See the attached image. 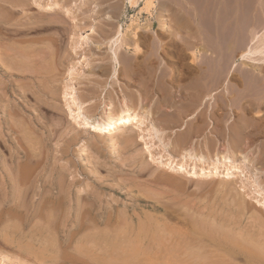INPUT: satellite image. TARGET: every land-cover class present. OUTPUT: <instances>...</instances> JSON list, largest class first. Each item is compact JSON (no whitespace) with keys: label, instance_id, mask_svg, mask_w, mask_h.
Segmentation results:
<instances>
[{"label":"rangeland","instance_id":"obj_1","mask_svg":"<svg viewBox=\"0 0 264 264\" xmlns=\"http://www.w3.org/2000/svg\"><path fill=\"white\" fill-rule=\"evenodd\" d=\"M85 1V5L89 9L84 6L86 8V13L80 14V12H77V18L81 23H83L85 19L88 20V22L85 20L87 24H82V28L76 27L78 30L76 29L71 35L69 34L67 25L64 26L61 25V23H57L58 25L56 24L54 29L58 32L57 36L59 37V42L57 41L59 47L58 52L61 51V54L58 53L60 61L58 62L56 60L53 65L55 69L54 77L57 79L55 83L57 98L55 100H50L47 96L48 94H44V90L47 92V84L44 83L45 81L42 80V78L39 77V79L36 80L38 82L34 84L36 92L33 91V93H31L30 91H26L29 88V82L33 84L31 79L29 80V78L25 76L16 77L15 81L11 84L8 80L9 78L6 76L4 77L0 72V264H84L89 257L90 262L89 260L86 262L88 264H109L105 258L103 259L102 257V259H100L101 256L98 253L99 251L97 252L96 250L95 252V243L98 248H102L103 245L101 244L105 243L103 241L104 239L93 242L90 237L93 234H90L91 231L89 230L91 227L84 229L78 228L75 219L77 212L80 211L81 207L86 209L84 212L86 218L88 217V225L92 224L94 221L99 222L102 220L100 217H105V215L109 213L108 215L112 216L113 220H116L117 227L122 231H125L127 227V229L132 228L134 231L138 228H144V226H149L151 229L158 226L164 230L173 228V221L166 219L167 221H164L165 225H169V227L171 225L172 227H167V229H165V225L162 224L163 221L156 219V217L160 215L163 219H165L166 216L164 217V215H162V211L154 212L153 208L144 200L145 197L148 196L146 194H151L150 196L152 197V199L146 198V200H160L161 203L168 202L169 205L171 201H176V204L173 206L175 207L178 204L177 207L180 206L181 212L184 211L186 213L185 210H188L185 215H189L194 219L196 216H199L200 218L198 217L197 219L202 220L204 214H208V212L218 219H222L221 228L223 230L219 228L215 232L212 228L206 231L212 235L217 233L215 235L216 237L219 235L223 241L226 240L225 242H230L233 246L235 245V248L238 250L242 249L246 254L257 255L260 264H264V213L258 212L259 209L255 206L253 195H244V192L238 187L237 180L232 179L231 182L226 183L223 179L217 177L195 178L187 175L185 176V174L181 173H176L178 174L176 175L174 172H169L171 173L170 175L180 181L182 186L175 187L173 189L175 192L172 191V194L162 192L164 191L163 188L167 186L164 183L159 184V187L151 186L152 188H158V190L162 192L159 193L161 197H155L158 194H156V192L152 194V191H148L150 188L145 184L152 177L162 174L164 170L160 164H145L143 154L139 148L141 142H138L139 145L136 147L130 144L125 145L121 140H119L116 145H111L108 136L104 134H91L79 128L74 130L72 127L73 124H71L73 123V119L69 118L68 120V117H64L65 114L62 111L64 99L61 96L63 80L67 77L65 70H67L70 61H74L72 57L64 61L61 58L64 50L67 49V45L69 49H71L67 36L70 38L75 35L74 37L77 38L79 32L82 31L81 33H83L88 31L90 28L89 26L93 23L92 19H94L96 15V13L94 14L92 12L93 7H95L99 16L97 18H101L100 20L103 22L105 20L102 18L109 15L111 17L109 19L122 24L123 28L127 29V31L132 30L134 25L139 24L136 41L141 51L139 54L130 55L132 58L129 56L132 62L131 75L128 76L127 72L130 67H127L125 64L119 69L118 80L111 79L108 77V72L111 70L112 66L106 56L107 54H105V52L107 53L104 48L105 45L102 49L98 50L94 42L102 39L99 37V34L93 37V42H91L89 47H91L90 52H93L90 58L93 63L92 65L96 67L95 71L93 73H88L85 71L86 69H84V66L81 64L77 65V70L79 72H86L85 75L81 74L84 79L91 77L89 79L92 81V84H79L75 80L72 81L75 83H73L74 85L77 84V91L82 94V97L88 95L86 86L89 85L94 87V89H96L97 86V91L95 93L98 97L95 98V101L102 98L104 94H106L107 97L115 99V95H121L123 92L131 97L133 95L136 97L139 93H144L143 97L145 101H148L149 105L155 104V108L158 107L159 111L168 112L170 117L160 115L156 117V120L158 122L162 121L161 123L164 124L165 129L169 131V136H175L179 133L177 128L183 126L186 129H193V133L190 135L191 140H194L192 143L196 146V150L203 151L200 143L203 144L204 140L209 139L211 151L224 147L223 149L225 152H236L230 147V142H232V130L237 125L238 118L242 117L250 121L251 119H256L254 117L256 113V110H254L255 108L246 112L240 109V104H245V101L250 99L249 96L240 98V96H243L240 93L242 92L241 86L247 88L249 85V76L242 79V74L243 72L246 73L251 63L248 60L243 61L238 59V56L251 44L253 35H259V43L264 40V0H155V4L151 7L150 13L142 9V1H140L139 5L134 7L129 6L128 3L126 4L127 0ZM98 1H100V3ZM77 2L83 3L82 0H77ZM15 12L19 13L20 11L14 10L13 14L15 17L21 15V12L19 14H15ZM67 18L68 17H66V20ZM161 18L168 21L167 24H169V27L166 29H162L159 26ZM148 22H151V30L149 31L143 28ZM63 26L66 29H64ZM99 26L98 28L100 30L103 29L102 27L105 28V26L101 24ZM113 31L114 30L111 29L106 33H110V37ZM49 32L50 31H42L38 33V35L31 34V36H47ZM63 38L66 39V42ZM60 44H63V46ZM89 47L87 46L85 49L81 50L82 54H80L82 57L85 56V54L87 56V48ZM212 49L215 51V57L213 59L207 56V53H210ZM196 50H200V52L203 53L199 56L200 60L198 59L197 61L200 66L196 61L194 63L193 58H191V53ZM233 63H236V66L231 70L233 72L230 71V73L227 74L226 71ZM99 66L105 67L107 73H102ZM45 68L46 70L50 69L47 62L45 63ZM213 69L215 70L213 71ZM217 71L218 73H216ZM159 73L161 75H159ZM212 73H215L214 78H212ZM23 74H26V72ZM101 74L102 76H100ZM216 74H218V77ZM84 79L83 82H86L87 80ZM98 83H100V85ZM164 83L167 86L166 91L162 89V86H164L162 84ZM30 88H32V86H30ZM234 88L236 89L235 92ZM3 92L5 94H3ZM199 93L202 94V96H200L201 99L198 101L200 103H196V105L193 106V102L197 98L196 94ZM245 93H247V89ZM5 97H7V100ZM86 98L85 101H88V98ZM177 105L181 106L177 107ZM9 110L15 112L12 117L8 114ZM179 114L182 116L180 117L181 120L178 122ZM259 119L261 120L260 123L264 124V114H262ZM166 125L171 127H167ZM239 125L242 129V146L246 142H248V145H250L252 149L264 145V128L262 133H258L254 131L252 127L249 128L250 125L245 126L243 123ZM10 127L13 129L11 130ZM70 128H72V130ZM228 134H230V136ZM246 138L250 140H246ZM20 144L23 146H20ZM24 150L29 153H36V157L24 162L23 158L19 159V155H21ZM139 159L140 162H138ZM18 160L22 162L21 170L25 178V186L28 188L26 193L23 196L21 195L20 200L26 205L30 203H42V196L45 192H47V195H50V192L56 193L58 191L62 193V197L64 195L66 196V201L64 200L60 208L43 209L40 207L37 209H15L10 206L12 194L10 192L9 176L12 175L13 166ZM263 164L264 157L261 162V165ZM138 186L141 187L139 188ZM85 187L87 188L85 189ZM142 187L143 189H141ZM4 192H6V194ZM242 195L250 204L247 210L241 207ZM251 198L253 199L251 200ZM140 199L143 201H138ZM188 206H191L190 208L192 211ZM140 211H142V213ZM147 214L148 216H146ZM130 215H135V218L132 219ZM156 220L157 223L155 222ZM168 221H170V223H168ZM207 222L213 227H216L211 221ZM133 224L135 226H133ZM234 226H236V228ZM233 229L235 231L237 230V233L234 232ZM242 229L244 230L242 231ZM238 233L243 237L241 240ZM101 235L102 234H100V236ZM222 236H225L226 239ZM250 237L252 239H250ZM243 241L247 242V244L242 243ZM23 242L28 246L23 244ZM84 242H86V246ZM130 242L129 244L131 245L129 248L132 249L133 245V250L137 249L135 247H138L136 245L139 244V242H136L134 237L133 242ZM18 244L21 246L18 247ZM22 244L23 246H27L28 249L30 248L29 250L32 251V253L36 252V255L37 253H39L38 255L42 253V256H36L35 253L33 255L31 252H29V254V250H24L26 248L25 246L23 247ZM251 244H253V246H251ZM42 245L45 247H42V250L39 251ZM241 246H244V248H240ZM246 246L249 251L245 250ZM36 247H40L38 252ZM144 247L148 248L146 245H144ZM254 247H256L257 250ZM254 250L256 251L254 252ZM90 251L95 253V255L91 254ZM229 252L222 253V256H225L228 260L236 264H242L244 261L243 255L236 254V256H232L233 259H230L231 256L228 257ZM45 256L47 258H45ZM51 256L54 257L55 260ZM40 257L43 258L41 259ZM81 257H83V259Z\"/></svg>","mask_w":264,"mask_h":264},{"label":"bare ground","instance_id":"obj_2","mask_svg":"<svg viewBox=\"0 0 264 264\" xmlns=\"http://www.w3.org/2000/svg\"><path fill=\"white\" fill-rule=\"evenodd\" d=\"M84 1L85 0H82L83 3L81 4V3H78L77 0H0V53H1V56H0V72L4 75V77L6 76L7 78H9L8 80L11 84L13 83V81H15L16 77H22V76L28 77L29 80L31 79L33 81V84H32V82L31 83L29 82V88L26 91H30L31 93H33V91H35L34 84L38 83L36 80H38L40 77V78H42V80L45 81L44 83L47 84V86H46L47 92L44 90L43 91L44 94H48L47 96L52 101L57 98V88H56V84H55L57 82V79L54 77L55 69H54L53 65L55 64L56 60L58 62L60 61L58 53L61 54V51L59 50L60 52H58L59 47H58L57 41L59 40L58 39L59 37L57 36L58 32H56L54 29H55V26L57 23H61V25H64V26L67 25L68 29H69V34L71 35L72 32H74L76 29L78 30L79 27L82 28V24L83 25L87 24L86 22H88V20L85 19L86 22L84 20V22L81 23L79 21V19L77 18V12H80V14L86 13V10H85L86 8L84 7V6H86L85 5L86 1L85 2ZM140 1H142V9L145 10V12L150 13V9L155 4V0H127L126 4L128 3L129 6L134 7L136 5H139ZM98 2L100 3V1H98ZM14 10H19L21 12V15L19 17H15V15L13 14ZM83 11H84V13H83ZM92 12L94 14L96 13V15H95L94 19H92L93 23L89 26L90 28L88 29V31L83 32V33H81L82 31L79 32V35L77 36V38L74 37L75 36L74 34H73L74 36H71L70 38L67 36V40L69 39L68 41L71 44V45L69 44V46H71V49H69V47L67 45V49L64 50L63 55L61 56L63 61L67 60L69 57H72L74 60L72 62L70 61V64L67 66V70H65L67 77H66V79L64 78L65 80H63L62 95H61L64 99L63 100L64 101V107L62 110L63 113L65 114L64 117H68L67 118L68 120H69V118L73 119L72 120L73 123H71V124H73V126L71 125L73 127V129L76 130L79 128V129L83 130L84 132H87V133L90 132L91 134H101V135L104 134V135L108 136V140L110 141L111 145H116L119 142V140H121V142L125 145L130 144L131 146L136 147L139 145L138 142H141V146L139 148L141 150V153L143 154V160H144L145 164H147V165L148 164L149 165H151V164H158L159 165L160 164V165H162L163 170H164L162 174H159V175H156L155 177H152L145 184V185H147L148 188H150L148 191H152V194L154 192H156V194H158L155 197L160 196L159 193H162V192L172 194V191H174L173 189L175 187H179V186L181 187L182 186L180 181L177 178H175L174 176L170 175L171 173H169V172H174L175 174L181 173V174H185V176L187 175L189 177H195V178L217 177V178L223 179V181L226 183L231 182L232 179H235V180H237L238 187L240 188V190L242 192H244V195H246V196H252L253 195L254 196L255 206L258 207V209H259L258 212L263 214L264 213V175H263L264 164L261 165V162H262V158L264 157V145L261 147L259 146L258 148L252 149V148H250V145H248V142H246L242 146L241 145V140H242V131L241 130L242 129H241L239 124L243 123L245 126L250 125L249 128L252 127L253 130L258 132V133H262L263 128H264V126H263L264 124H261L260 123L261 120L259 119V117H261V115L264 114V40H262L261 43H259V41H260L259 35H253L251 38V44L248 45L245 48V50L243 52H241L238 56V59L243 60V61L248 60L251 63V65H249L250 68H248L246 73L243 72V74H242V79L243 78L245 79L249 76V78H250V81L248 83L249 85L247 86V88H244L240 84L241 90H242V92L240 94L243 95V96H240V98L245 97V96H249L250 99L246 100L245 101L246 103L244 102L245 104H243V103L240 104V109L243 110V112H246L250 109L255 108L254 110H256L255 111L256 113H255L254 117L256 119H251V121H250L249 119L245 120L242 117L238 118L239 120L237 121V125L232 130V142H230V147L236 152H233V153L225 152L223 149L224 147L221 148L222 150L218 149V150L211 151L209 139L208 140L203 139L204 140L203 144L200 143L203 151H200V150H196V148H195L196 146H194L192 143L194 140H191V135L193 133V129H186L183 126H180L179 128H177V131L179 133H177L173 137L169 136V134H168L169 131H167L165 129L164 124L161 123L162 121L158 122L156 120V117L160 116V115L161 116H169L168 112L167 111L161 112V110L159 111L158 107L155 108V104L149 105L148 101H145V99L143 97L144 93H139L136 97H134V95L131 97V96H127V94H125L123 92L122 94L120 93L121 95H115V99L107 97V95L104 94L102 98H99L98 101H95L96 100L95 98L98 97V96H96V93H95L97 91L96 90L97 86H96V89H94V87H91V85H89V86H86V89L88 90V95L86 96L88 98V101H85L86 97L85 96L82 97V94H80L77 91V87H76L77 84L74 85L75 83L72 82L74 80L76 82H78L79 84H92V81L89 79L91 77L84 79L82 77V75H85L86 72L93 73L95 71L96 67L92 65L93 63H92V60L90 58L91 55H93V52L92 53L90 52L91 47H89V45L91 44V42H93L92 38L95 37L97 34H99V37H101L102 40H96L94 42V44L96 45V48L98 50L102 49V47H104V45H105L104 48L107 51V53L105 52V54H107L106 56L108 57L110 65L112 66L111 70L108 72V77H110L111 79L118 80L117 77L119 74V69L122 65H125V64L127 65V67H130V69L127 72L128 76L131 75V73H132L131 63L132 62L130 59L132 58V56H130V55L139 54L141 51V48H140L138 42L136 41L137 32H138L137 29L139 27V24L134 25L132 30L127 31V29L123 28L122 24L116 23V21L114 22L112 19H109V18H111L109 15H106L105 17L102 18L105 20L104 22L102 20H100L101 18L98 19L97 17H99V16L97 14V11L95 10V7H93ZM16 13L17 12H15V14ZM19 13H17V14H19ZM99 13H101V12H99ZM66 17H68L69 19L67 18V20H66ZM87 18H88V16H87ZM167 23H168L167 20H164L161 18V20L159 22V26L162 29L163 28L166 29L167 27H169V24H167ZM100 24L102 26H105V28L102 27L103 29L100 30L99 29ZM64 26H63V28L66 29ZM98 26H99V28H98ZM76 27H78V28H76ZM140 28H142V27H140ZM143 28L148 30V31L151 30V22H148L146 25L143 26ZM111 29H113L114 31H113V34L109 37L110 33L107 34L106 32H108V30H111ZM42 31H50V32L48 33L47 36H35V37L31 36V34L38 35V33H41ZM58 31H59V28H58ZM61 34H62V32H61ZM63 36H61V37H63ZM65 38H66V36H65ZM64 40L66 42V39H64ZM63 44H64V42H63ZM63 44H60V45L63 46ZM87 46L89 47V48H87V50H88L87 56L85 54V56L82 57L81 50L85 49ZM103 53H104V51H103ZM191 54H192L191 58H193L194 63H195V61L197 63L198 59L200 60L199 56L203 53H201L200 50H196V51H193V53H191ZM97 55H98V53H97ZM214 55H215V51L213 49L210 50V53H207V56L212 58V59L215 57ZM46 62L48 63V66L50 67L49 70H46V68H45ZM78 64H81L82 66H84V69H86L85 70L86 72H83V73L79 72L77 70ZM141 65H143V64H141ZM235 66H236V63H233L231 66H229V69L227 71L226 70H224V71H226V73L229 74L230 71ZM99 67H100V69H101L100 71L102 73H107V70L105 67H102V66H99ZM196 67H197V65H196ZM141 69H140V71H141ZM214 70L215 69H213V71ZM224 71H223V73H224ZM24 72H26V74H23ZM231 72H233V71H231ZM216 73H218V71ZM159 75H161V74L159 73ZM217 75L218 74H216V76ZM100 76H102V74ZM214 76H215V73H212V78H214ZM83 79L87 80V81L83 82ZM245 81H247V80H245ZM98 84L100 85V83H98ZM98 84H96V85H98ZM153 85H154V83H153ZM162 85H164V86H162V89L164 91H166V89H167L166 84L164 83ZM30 86H32V88H30ZM105 86H106V84H105ZM101 89L104 90L103 88H101ZM196 89H197V87H196ZM246 89H247V93H245ZM235 91H236V89L234 90V92ZM3 94H5V93L3 92ZM238 94H239V92H238ZM196 95H197V98L193 102V104H194V105L192 104L193 106H195L196 103H200L198 101H199V99H201L200 96H202L201 93L196 94ZM194 96H193V98H194ZM205 97H207V96H205ZM6 98L7 97H5V99ZM190 101H192V100H190ZM179 106H181V105H179ZM179 106L177 105V107H179ZM174 110H175V108H174ZM8 114L11 115V117H12L15 114V112H13L12 110H9ZM60 115H61V113H60ZM181 116L182 115H180V114L178 115V118H179L178 122H179V120H181V118H180ZM64 119H66V118H64ZM71 119H70V121H71ZM165 122H167V121H165ZM256 124H257V126H256ZM166 126L171 127L169 125H166ZM242 127H243V125H242ZM12 129L13 128H11V130ZM70 129L72 130V128H70ZM125 131H127V132H125ZM171 133H172V131H171ZM228 135L230 136V134H228ZM244 136L247 137L246 135H244ZM193 138H194V136H193ZM248 139L246 138V140H248ZM242 144H243V142H242ZM20 146H23V145L20 144ZM255 147H257V146H255ZM231 148H229V149H231ZM134 152H137V151H134ZM35 154L29 153L26 150H24V152H22V154L19 155V159L23 158V161L25 162V161L30 160L33 157H36ZM138 162H140V159ZM21 163L22 162L20 160L15 162V164L13 166L12 175L10 174L11 176H9V180H10L9 183H10V190H11L10 192L12 194V198L10 200V204H11L10 206L12 208H15V209H22V208L23 209H28V208L37 209L40 207L43 209L44 208L45 209H50V208L55 209L56 207L60 208L63 205L64 200L66 201V196L64 195L62 197V193L58 192V191L56 193L50 192V195L49 194L47 195V192H45V194H43V196H42L43 197L42 203H37V204L36 203H34V204L30 203L29 205H26L23 203V201L20 200L21 195L23 196L28 189L25 186L26 182L24 180L25 178H24L23 172L21 170ZM102 163H103V161H102ZM19 167H20V169H19ZM157 169H158V167H157ZM1 172H2V170H1ZM152 175H153V173H152ZM176 175H178V174H176ZM162 183L167 185L166 186L167 188L165 187L166 190H165V188H163L164 191H162V192H160V190H158V188H152L151 187V186L157 187L159 184H162ZM138 187L140 188L141 186H138ZM143 187L141 189H143ZM86 188L87 187H85V189ZM153 190H155V191H153ZM4 193L6 194V192H4ZM146 195H148V196H146L144 200H145V202H147V204H149L150 207L153 208L154 212L155 211H162V215H164V217L166 216L165 219H163L161 217V215L157 216L155 214L157 216V217L155 216L156 219L163 221V223H162L163 225H165L164 221L166 219L173 221L174 222L173 228L167 229V227H169V225H167V226L165 225L164 227L167 230H164L162 228H159L156 225L157 227H155L154 229H151L149 226L148 227L144 226V228H138L136 231H134V230H132V228L127 229L128 228L127 227V228H125V231H122L121 229H119V227H117L118 225L116 224V220H113L112 216L108 215L109 213L107 215H105V217H100V219L102 218V220H100L99 222L94 221L92 224L89 223L90 225H88L87 224V221H88L87 218L88 217L86 218L85 212H84V210H86V209L81 207L80 211L77 212V214L75 216L77 227L80 229L91 227L89 230L91 231L90 234H93L92 236H90L93 242H96L100 239H104L103 241L105 243L102 242V243H104V244H101V245H103L102 248H98V246H96V243L94 245L95 246V252H96V250H97V252L99 251L98 253L101 256L100 259H102V257H103V259L105 258L106 261L109 262V264H113V263L114 264H234L235 262L228 260L225 256H222V253H228L231 250L229 252L228 257H230V256L232 257L233 255L236 256V254L243 255L244 261L243 262L241 261L242 264H260L259 257L257 255H253V254H249V253L246 254L242 249L238 250L237 248H235L234 247L235 245L233 246V244H231L230 242L227 243V242H225L226 240L223 241V239L220 238L219 235H218L219 237L218 236L216 237L215 235L217 233L212 235L206 231L207 229L213 228V230H215V232H216V230H218L222 226V222H221L222 219H218L214 215H211L210 212H208V214H204V218H202V220L197 219L199 216L198 217L196 216V218L194 219L193 217H191L189 215H187V216L185 215L188 210H185L186 213L183 211L184 212L183 213L180 210V206L177 207L178 204H177V206L174 207L173 205L176 204V201H171V204L169 205L168 202L167 203H161L160 200L159 201L155 200V199H153L154 201L146 200V198L152 199V197L150 196L151 194L150 195L146 194ZM161 195H163V194H161ZM130 197H131V195H130ZM130 197H128V198H130ZM153 197H154V195H153ZM232 197H230V198H232ZM81 198H82V195H81ZM252 199L253 198H251V200ZM138 201H143V200L140 199ZM166 201H169V200H166ZM241 201H242V206L241 205L240 206L242 207V209L247 210L250 207V204L248 203V201H246V198L243 195L241 196ZM163 202H165V201H163ZM144 210H146V209H144ZM190 210H191V208H190ZM140 212L142 213V211H140ZM217 213L219 214L218 211H217ZM245 213H246V211H245ZM197 214H199V213H197ZM135 215H130V217L132 219H134ZM146 216H148V214ZM191 218H193V219H191ZM157 220L155 221L156 223H157ZM170 221H168V223H170ZM207 221H211L212 224L215 225L216 227H213ZM176 223H177V225H176ZM120 225H122V224H120ZM133 226H135V225L133 224ZM170 227H172V226L170 225ZM209 227H211V228H209ZM234 227L236 228V226H234ZM222 230H220V231H222ZM243 230L244 229H242V231ZM236 231L234 230V232H236ZM162 232H164V233H162ZM81 233H83V232H81ZM100 234H102V235L100 236ZM12 235H13V233H12ZM42 235H44V234H42ZM238 235H239V238L241 240V238H243V237H241V235L239 233H238ZM242 235H243V233H242ZM235 236H237V235H235ZM235 236H234V238H235ZM88 237H89V235H88ZM133 237L136 239V242H139V244L136 245L138 247H135V248H137L135 250H133V248H134L133 245H132V247H133L132 249L129 248V246L131 245L129 243H131L130 241L133 242ZM222 237H225V236H222ZM224 239H226V237ZM250 239H252V238L250 237ZM250 239H248V240H250ZM19 241H20V239H19ZM230 241H231V239H230ZM25 242H23V244H25ZM35 243H37V242H35ZM85 243L86 242H84V245H85ZM242 243L247 244V242H244V241ZM20 244H21V242H20ZM23 244H22V246H23ZM248 244H249V241H248ZM257 244H258V242H257ZM25 245H27V244H25ZM31 245H32V243H31ZM144 245L148 246V248L144 247ZM17 246L19 247L21 245L18 244ZM27 246H25L26 249H24L26 251L30 249V248L28 249ZM90 246H91V244H90ZM251 246H253V244H251ZM23 247H21V248H23ZM42 247H43V245L41 246V249H39L40 247L39 248L36 247L37 252H38V249H39V251L42 250ZM236 247H237V245H236ZM50 248H51V246H50ZM240 248H244V246L243 247L241 246ZM245 248H246L245 249L246 251L247 250L249 251L247 246ZM254 248H256V247H254ZM92 249H93V247H92ZM256 250H257V248H256ZM256 250H254V252ZM29 252L32 253V251H30V250L28 251V253ZM90 252H91V254L95 255V253H93L92 251H90ZM34 253L36 255V252H34ZM34 253H32V254L34 255ZM38 254L39 253H37L36 256H40L42 253L40 255H38ZM79 256H81V255H79ZM100 256H98V257H100ZM117 257H119V258H117ZM231 257H230V259H233V257L232 258ZM45 258H47V257L45 256ZM52 258L54 259V257H52ZM81 258L83 259V257H81ZM89 259H90V257L87 259V261ZM238 261H239V259H238ZM86 262L84 264H88ZM89 262H90V260H89Z\"/></svg>","mask_w":264,"mask_h":264}]
</instances>
